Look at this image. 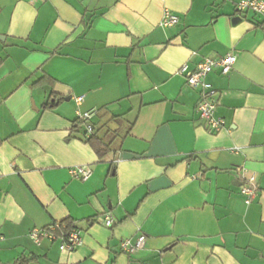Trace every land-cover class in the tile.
I'll list each match as a JSON object with an SVG mask.
<instances>
[{"label": "crops", "instance_id": "obj_1", "mask_svg": "<svg viewBox=\"0 0 264 264\" xmlns=\"http://www.w3.org/2000/svg\"><path fill=\"white\" fill-rule=\"evenodd\" d=\"M237 1L0 0V264H264V16ZM164 9L175 24H159ZM229 52L230 72L207 76L224 120L209 133L177 69ZM86 111L101 156L76 122ZM62 220L80 232L74 250L30 239Z\"/></svg>", "mask_w": 264, "mask_h": 264}, {"label": "built area", "instance_id": "obj_2", "mask_svg": "<svg viewBox=\"0 0 264 264\" xmlns=\"http://www.w3.org/2000/svg\"><path fill=\"white\" fill-rule=\"evenodd\" d=\"M163 1V0H159ZM236 11L239 13L252 12L258 16H264V0H238L235 3ZM178 21V16L169 9H164L160 20L161 26H171ZM237 55L234 52H229L220 58H204L198 62L191 70L188 65L183 63L178 69L177 73L184 76L187 85L197 88L199 90V99L196 105V110L200 118L203 120L206 130L209 133H216L224 126V120L215 114L216 98L215 89L211 83L208 82L207 76L214 68L218 69L220 74L226 75L232 69ZM83 96H75L74 101L80 104ZM94 111H86L77 113V119L84 123L83 137L88 138L93 133V125L90 119ZM69 173L72 177L86 180L91 175V168L88 165H77L69 168ZM239 193L243 196L244 202L249 204L256 196V186L254 176H246L245 181L239 188ZM103 225L110 229L114 224V219L110 214H105L103 217ZM30 239L38 244L41 238L60 239L59 249L61 251H72L78 247L82 240L80 232L71 227H67L66 222L53 221L49 225L32 229L29 232ZM145 236L138 235L134 240L129 238L120 241V247L125 253H132L143 246Z\"/></svg>", "mask_w": 264, "mask_h": 264}, {"label": "trees", "instance_id": "obj_3", "mask_svg": "<svg viewBox=\"0 0 264 264\" xmlns=\"http://www.w3.org/2000/svg\"><path fill=\"white\" fill-rule=\"evenodd\" d=\"M2 62H3V57L0 56V64ZM38 82L41 84H52L53 83V81L47 76H42L38 80ZM56 98L57 97L55 94L50 93L49 98L47 99V101L43 105L44 108H51L54 105ZM76 122L79 126L84 127L83 121H79L76 118ZM84 139L91 144V146L94 148L96 153L100 156L103 155L109 149V144L107 142H105L102 138L97 137L95 133H92L90 135V137H88V138L84 137ZM61 222H66L67 227L72 226L71 222H69V221L62 220ZM28 261H29V259L20 258L14 264H26Z\"/></svg>", "mask_w": 264, "mask_h": 264}, {"label": "water", "instance_id": "obj_4", "mask_svg": "<svg viewBox=\"0 0 264 264\" xmlns=\"http://www.w3.org/2000/svg\"><path fill=\"white\" fill-rule=\"evenodd\" d=\"M241 21V17H239V16H235V17H233L232 18V22L233 23H238V22H240ZM0 40H4V37L3 36H0Z\"/></svg>", "mask_w": 264, "mask_h": 264}]
</instances>
